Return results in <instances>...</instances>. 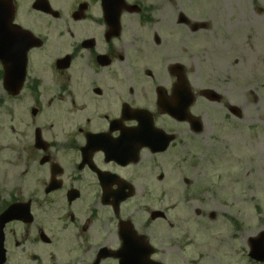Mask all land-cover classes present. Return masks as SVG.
Masks as SVG:
<instances>
[{
    "label": "flooded vegetation",
    "instance_id": "af4514ba",
    "mask_svg": "<svg viewBox=\"0 0 264 264\" xmlns=\"http://www.w3.org/2000/svg\"><path fill=\"white\" fill-rule=\"evenodd\" d=\"M199 6L0 0L2 264H264L258 237L223 257L216 212L194 193L175 210L166 190L199 101L243 117L193 88ZM249 78L252 104L264 78Z\"/></svg>",
    "mask_w": 264,
    "mask_h": 264
},
{
    "label": "rangeland",
    "instance_id": "374dc122",
    "mask_svg": "<svg viewBox=\"0 0 264 264\" xmlns=\"http://www.w3.org/2000/svg\"><path fill=\"white\" fill-rule=\"evenodd\" d=\"M199 2L197 10L208 25L202 38L189 41V55L200 59L189 67L193 88L218 87L223 101L237 103L243 117L223 126V104L199 101L195 112L202 114L204 128L181 138L182 170L177 185L166 190L175 196L170 200L175 210L182 208L180 198L192 193L204 201L216 212L221 240L234 244L223 257L239 256L246 239L264 228V92L256 88L264 81L255 83L259 91L252 104L248 91L250 76L264 78V0Z\"/></svg>",
    "mask_w": 264,
    "mask_h": 264
},
{
    "label": "water",
    "instance_id": "95a60500",
    "mask_svg": "<svg viewBox=\"0 0 264 264\" xmlns=\"http://www.w3.org/2000/svg\"><path fill=\"white\" fill-rule=\"evenodd\" d=\"M210 91H212V90H210ZM208 92L209 94V97H210V95H211V92ZM195 126H196V131H200V129H201V124H199L198 122H195ZM260 237H262V239H263V241H264V231H261V233H260ZM2 246H0V264H2L3 263V260H4V257H2L1 258V256H3V250H2V248H1Z\"/></svg>",
    "mask_w": 264,
    "mask_h": 264
}]
</instances>
